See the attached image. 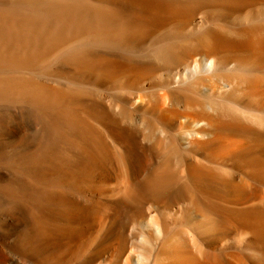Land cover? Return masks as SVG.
<instances>
[{
    "label": "bare ground",
    "instance_id": "bare-ground-1",
    "mask_svg": "<svg viewBox=\"0 0 264 264\" xmlns=\"http://www.w3.org/2000/svg\"><path fill=\"white\" fill-rule=\"evenodd\" d=\"M0 264H264V0H0Z\"/></svg>",
    "mask_w": 264,
    "mask_h": 264
}]
</instances>
